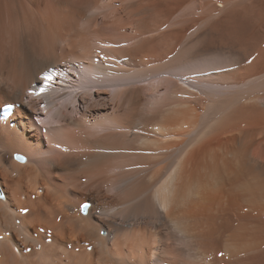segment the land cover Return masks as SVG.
<instances>
[{"label": "bare ground", "instance_id": "1", "mask_svg": "<svg viewBox=\"0 0 264 264\" xmlns=\"http://www.w3.org/2000/svg\"><path fill=\"white\" fill-rule=\"evenodd\" d=\"M95 1L0 0V264H264V0H127L106 48L62 17ZM57 65L41 125L22 91Z\"/></svg>", "mask_w": 264, "mask_h": 264}, {"label": "rangeland", "instance_id": "2", "mask_svg": "<svg viewBox=\"0 0 264 264\" xmlns=\"http://www.w3.org/2000/svg\"><path fill=\"white\" fill-rule=\"evenodd\" d=\"M126 1L127 0H97V2L96 1L94 2V13H93V15H89L88 17L80 18V17H74V16H71V15L69 16L68 14H65V15H62V17H64V19L67 20V21H73L72 23L74 25H76V27L78 29H81V30L84 29L86 31V33L89 34V36L87 35V37L90 40H92V44L94 43L93 45L99 46L101 48H106V47L110 46V43H107L103 39L95 41V36L98 35V31L94 30V29L93 30L90 29V24H91L90 20H91V18H93L94 16H96L99 13H103L104 15L106 14V16H111L113 12L117 11L118 9H121ZM150 4L153 5V4H155V2L151 1ZM195 4L196 3L193 2V5H195ZM188 5L189 4H187V6ZM28 6H30V5H28ZM44 6L45 5H43L42 7H44ZM31 8H33V7L30 6L29 9H31ZM45 9H49V7L46 6ZM50 10L51 9H49V11ZM95 10L96 11L98 10L99 12L98 11L96 12ZM49 11L46 10V14H47L46 17L52 15L51 14L52 11L51 12H49ZM117 14H119V16H118L119 18L121 16L122 21L120 19L119 20L120 22H124V21L132 22V21L136 20V17L132 18V19L128 18L127 16H125V14L123 12L122 13H117ZM27 15L29 17L24 22V24L22 26L23 28H24V25L28 26L29 21H31V12H30V10H28ZM152 16H153V12H152V10H150L146 14H140L138 17H140V18L145 17L147 19H150V18H152ZM87 20L90 21V23ZM121 24H123V23H121ZM87 29H89V30H87ZM14 31H16L15 27H8L7 29L4 30L3 33L5 34V36H4V39L2 41L0 40V50H1V48L5 49L6 51L9 50V48L11 46V44H10L11 43V37L14 35V33H13ZM42 31L43 30H41L40 32L42 33ZM60 33H61V38L57 39L58 40V46L60 47L62 45L60 48H65V47L67 48V42H68L71 34L68 33V32H65V31H61ZM110 34H112V33H110V32L109 33H107V32H102L101 33L100 32L99 35L105 36L104 38H107V37L109 38L108 35H110ZM58 52H60V50H58ZM5 55H7V54H5ZM67 58L70 60L72 58V56H68ZM61 59H63V58H61ZM70 63L73 64L74 62H69V64ZM57 69H59L58 65H57V67L55 69H52L53 71L50 74L51 79L48 80V81H45L43 79L45 77L43 75V73H40L38 75L37 78L38 79L40 78V83L39 84L42 85V87H45V84H47L46 90L43 93H41L40 95L32 94L33 92L30 91V88H31L32 85H30L28 90L25 89V90L22 91L23 100L25 101V104H26V107L28 108L29 114L31 115V117H33V120L36 118L35 119L36 121H39V123L41 122L42 124L45 123L44 125L49 124V121L53 122L54 120H57L58 118H61V111H62V102L61 101H62L63 97H59V96H62V95L64 96V94L62 93L63 90H68L67 88H63L60 85V84H63V83H60L61 81H59V79H58L59 71ZM65 85L70 86L69 84H66V83H65ZM0 93H1V91H0ZM3 99H4V96L2 94H0V103L3 102ZM68 101H71V99L69 97H68ZM18 105L20 107V104H18ZM16 109H19V108H16ZM46 118H48V120ZM14 126H15V122H10L9 126H8V130L12 131V128H14ZM9 128H11V129H9ZM16 130L18 131V128ZM45 131L46 130L44 129L43 132L45 133ZM19 134H22V133H19ZM46 142H47V140H46ZM14 149H16V148L13 147L10 150L17 151V150H14ZM12 151H8V154H10L9 152H12ZM58 152H59V154H62L60 150ZM6 156H8V155H6ZM18 156L19 157H23V159L22 160L21 159H17ZM27 158L28 157L25 154L21 155L19 152H14L12 154V160H16L17 162H19L21 164H25L27 162ZM57 183L63 186V181L58 180ZM82 183L85 184V182L83 180H82ZM66 184H68V183H66ZM57 189L59 190V187ZM38 191H36L37 194L42 192L40 190H38ZM20 197H21V199H25L26 198V196L24 194H21ZM0 199L2 201H5V195H3L2 191H1V186H0ZM82 205L83 204H81V206ZM21 215H25V212H23V214H21Z\"/></svg>", "mask_w": 264, "mask_h": 264}, {"label": "snow or ice", "instance_id": "3", "mask_svg": "<svg viewBox=\"0 0 264 264\" xmlns=\"http://www.w3.org/2000/svg\"><path fill=\"white\" fill-rule=\"evenodd\" d=\"M43 79H44L45 81H48V80L51 79V77H50V76H45ZM46 87H47V84H45V87L40 88L38 92H33L32 94H34V95H40L41 93H43V92L46 90ZM17 159H21V160H22L23 157H19V156H18ZM84 207H86V205L83 206V207L81 208V211H83ZM23 211L26 212L27 209H24Z\"/></svg>", "mask_w": 264, "mask_h": 264}]
</instances>
